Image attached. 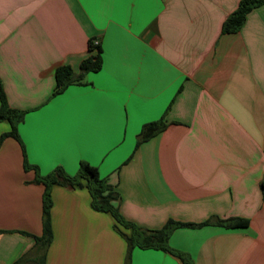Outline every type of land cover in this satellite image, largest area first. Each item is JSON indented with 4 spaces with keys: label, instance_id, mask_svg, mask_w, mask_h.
Listing matches in <instances>:
<instances>
[{
    "label": "crops",
    "instance_id": "obj_1",
    "mask_svg": "<svg viewBox=\"0 0 264 264\" xmlns=\"http://www.w3.org/2000/svg\"><path fill=\"white\" fill-rule=\"evenodd\" d=\"M241 0H0V79L25 112L21 142H0V264L34 253L47 175L96 167L126 221H170L172 249L194 264H264V5L237 33L223 24ZM102 49L103 65L53 97L56 70ZM1 105V103H0ZM167 127L136 147L145 124ZM11 131L0 121V139ZM24 148V150H23ZM45 264H126L128 244L87 188L52 189ZM243 219L246 227L215 222ZM131 264H183L134 248Z\"/></svg>",
    "mask_w": 264,
    "mask_h": 264
},
{
    "label": "trees",
    "instance_id": "obj_2",
    "mask_svg": "<svg viewBox=\"0 0 264 264\" xmlns=\"http://www.w3.org/2000/svg\"><path fill=\"white\" fill-rule=\"evenodd\" d=\"M263 5L264 0H241L237 10L224 22L223 33L239 32L245 24L248 14ZM95 41L96 40L90 41L89 50L96 51V53L90 55L81 63L80 73L78 75H76L69 66H62L56 70V87L52 95L53 97L62 94L70 85L79 83L86 74L90 72H99L102 69V49L100 43L96 44ZM0 103V121H8L11 125V131L1 136L0 142L8 137H12L22 144L18 133V126L22 123L25 112L10 108L1 79ZM166 127L167 125L163 119L145 124L138 137L136 147L138 148L143 143L148 142L164 131ZM23 154L24 169H35L36 178L34 183L42 184L45 187L42 197V235L40 237L32 236L35 240V250L32 256H25L14 264H45L46 253L53 241L51 217L53 207L52 189L56 185L71 188H87L92 199V208L97 212L109 213L112 215L116 223V231L124 237L128 244L126 264H131V252L134 248L161 250L175 255L183 264H194L189 254L172 249L169 245V239L176 229L201 228L212 224L211 222L191 224L170 220L160 230L149 231L143 229L134 223L126 221L120 214L118 209L114 206V201L118 199V194L115 192L114 187L108 183L107 179L100 176L96 167L82 162L75 175H69L62 167H57L47 175H41L37 167L28 163L25 151H23ZM215 224L226 228H241L246 227L248 222L243 219H228L219 220L215 222Z\"/></svg>",
    "mask_w": 264,
    "mask_h": 264
},
{
    "label": "built area",
    "instance_id": "obj_3",
    "mask_svg": "<svg viewBox=\"0 0 264 264\" xmlns=\"http://www.w3.org/2000/svg\"><path fill=\"white\" fill-rule=\"evenodd\" d=\"M96 44H98L99 42L98 41H95Z\"/></svg>",
    "mask_w": 264,
    "mask_h": 264
},
{
    "label": "rangeland",
    "instance_id": "obj_4",
    "mask_svg": "<svg viewBox=\"0 0 264 264\" xmlns=\"http://www.w3.org/2000/svg\"><path fill=\"white\" fill-rule=\"evenodd\" d=\"M31 264H36V263H31Z\"/></svg>",
    "mask_w": 264,
    "mask_h": 264
}]
</instances>
